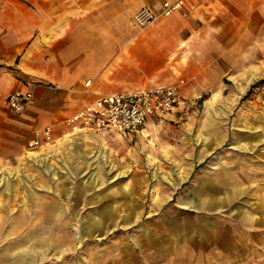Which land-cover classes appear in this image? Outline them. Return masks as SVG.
Listing matches in <instances>:
<instances>
[{
    "label": "rangeland",
    "instance_id": "374dc122",
    "mask_svg": "<svg viewBox=\"0 0 264 264\" xmlns=\"http://www.w3.org/2000/svg\"><path fill=\"white\" fill-rule=\"evenodd\" d=\"M212 1L203 8L211 22L209 72L189 52L176 72L182 94L197 102L189 117L167 116L132 140L92 137L77 148L58 142L28 150L27 138L17 151L0 153V178L9 179L8 186L0 181L1 259L264 264V83L241 100L264 80V0ZM33 154H46L48 173ZM232 185L242 192L221 212L206 208ZM50 211L56 219H41ZM87 221L94 224L91 235L83 231ZM199 223L214 229L191 247L172 249L176 236L183 242Z\"/></svg>",
    "mask_w": 264,
    "mask_h": 264
},
{
    "label": "crops",
    "instance_id": "0c3cea01",
    "mask_svg": "<svg viewBox=\"0 0 264 264\" xmlns=\"http://www.w3.org/2000/svg\"><path fill=\"white\" fill-rule=\"evenodd\" d=\"M164 1L172 0H0V153L17 151L28 138L27 148L35 133L49 125L60 127L52 133L53 146L69 142L77 148L92 137L100 142L103 137L132 140L167 116H180L179 109L167 112L159 121L148 119L141 131L123 135L71 132L63 124L66 117L81 111L99 95L176 84V72L186 52L190 60H205L203 71L209 72L212 35L207 30L210 19H204L205 0H184L181 8L169 16L159 17L143 28L133 25L138 9L157 11ZM203 82L205 78L199 80L200 85ZM14 91H30L33 99L13 117L8 115L12 112L4 102ZM73 137L75 141H71ZM241 192L232 185L229 194L211 197L206 208L217 214L222 211L221 204ZM46 218L56 219L57 215L43 212L41 219ZM210 229H214L210 224L199 223L194 234L183 242H178L176 236L172 249L191 247L192 239ZM83 231L86 234L87 230ZM0 264L17 263L7 257L0 258Z\"/></svg>",
    "mask_w": 264,
    "mask_h": 264
},
{
    "label": "built area",
    "instance_id": "2783aa9c",
    "mask_svg": "<svg viewBox=\"0 0 264 264\" xmlns=\"http://www.w3.org/2000/svg\"><path fill=\"white\" fill-rule=\"evenodd\" d=\"M183 3L184 0L164 1L157 11L141 7L133 16V25L143 28L159 17L171 15ZM88 83L90 81L86 82ZM182 85L181 80L176 84L99 95L84 109L66 117L63 124L71 132L88 130L123 135L135 134L142 130L148 119L159 121L167 112L177 109L181 116L189 117L197 102L182 94ZM32 99L30 91H14L5 98L4 104L12 113L20 114ZM59 130L58 125H49L35 133L27 143L28 150H37L52 144V133Z\"/></svg>",
    "mask_w": 264,
    "mask_h": 264
},
{
    "label": "bare ground",
    "instance_id": "6f19581e",
    "mask_svg": "<svg viewBox=\"0 0 264 264\" xmlns=\"http://www.w3.org/2000/svg\"><path fill=\"white\" fill-rule=\"evenodd\" d=\"M205 104L206 105H209L210 104V102H208V100H206L205 101ZM84 137H86V136H84ZM79 138V137H78ZM74 139V141L76 140L74 137L73 138H71V141ZM73 141V142H74ZM102 143V142H101ZM46 154H42L41 156H38V155H34L33 154V156H32V158L31 159H33V161L35 162V164L36 165H38L44 172H46L47 171V173L49 172V168L47 167L48 165H46ZM0 181H2V183H6V186H8L9 184V179L7 178V179H5V177H2V178H0ZM93 222L92 221H87L86 223H85V227H84V229H86L87 231H88V234L91 232V229H92V227H93ZM82 230V229H81ZM90 235H91V233H90ZM82 236V235H81ZM53 252H54V250H53ZM17 253V252H16ZM65 252L64 251H61V252H59L56 256H54L55 257V259H59L60 258V256H62V254H64ZM43 254V253H42ZM17 258L18 259H20V256H17ZM33 262H35L34 260H33Z\"/></svg>",
    "mask_w": 264,
    "mask_h": 264
},
{
    "label": "trees",
    "instance_id": "16d2710c",
    "mask_svg": "<svg viewBox=\"0 0 264 264\" xmlns=\"http://www.w3.org/2000/svg\"><path fill=\"white\" fill-rule=\"evenodd\" d=\"M262 83H264V80H259L256 83H254L253 85H251L250 88L248 89V91H246V93L242 96L241 100H245L248 97L251 89L256 87L259 84H262Z\"/></svg>",
    "mask_w": 264,
    "mask_h": 264
}]
</instances>
